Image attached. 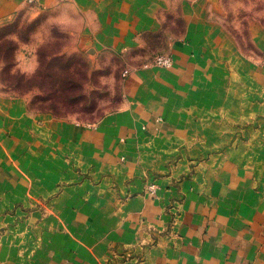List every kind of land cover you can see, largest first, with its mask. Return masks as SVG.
<instances>
[{
  "label": "crops",
  "instance_id": "1",
  "mask_svg": "<svg viewBox=\"0 0 264 264\" xmlns=\"http://www.w3.org/2000/svg\"><path fill=\"white\" fill-rule=\"evenodd\" d=\"M26 2L0 0V18ZM36 5L72 10L87 44L138 62L158 39L173 65L137 68L94 125L0 92V264H264V65L206 17L221 0Z\"/></svg>",
  "mask_w": 264,
  "mask_h": 264
},
{
  "label": "rangeland",
  "instance_id": "2",
  "mask_svg": "<svg viewBox=\"0 0 264 264\" xmlns=\"http://www.w3.org/2000/svg\"><path fill=\"white\" fill-rule=\"evenodd\" d=\"M37 3L27 1L17 13L0 18V92L23 99L35 117L94 125L129 99L128 80L137 68L173 65L156 62L170 56L158 39L148 46L153 48L151 60L138 62L135 53L87 44L73 29L76 21L67 17L70 12L75 17L72 10L56 14ZM221 3L223 10H205L206 17L230 35L229 49L264 65V49L255 39L260 22L264 25V0ZM166 20L171 27H182L183 10L166 13Z\"/></svg>",
  "mask_w": 264,
  "mask_h": 264
},
{
  "label": "built area",
  "instance_id": "3",
  "mask_svg": "<svg viewBox=\"0 0 264 264\" xmlns=\"http://www.w3.org/2000/svg\"><path fill=\"white\" fill-rule=\"evenodd\" d=\"M30 3L38 2L39 0H27ZM156 62L160 65H171L173 63V58L171 56H159ZM151 191L154 190V185L150 186Z\"/></svg>",
  "mask_w": 264,
  "mask_h": 264
}]
</instances>
